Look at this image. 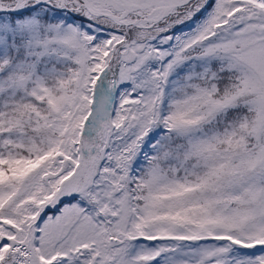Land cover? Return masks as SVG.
<instances>
[{"label":"snow or ice","instance_id":"1","mask_svg":"<svg viewBox=\"0 0 264 264\" xmlns=\"http://www.w3.org/2000/svg\"><path fill=\"white\" fill-rule=\"evenodd\" d=\"M0 264H264V0H0Z\"/></svg>","mask_w":264,"mask_h":264}]
</instances>
